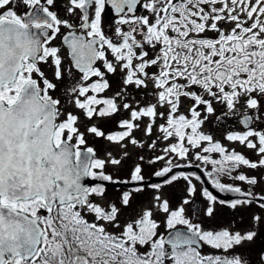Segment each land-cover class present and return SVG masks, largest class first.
Masks as SVG:
<instances>
[{"label":"snow or ice","instance_id":"1","mask_svg":"<svg viewBox=\"0 0 264 264\" xmlns=\"http://www.w3.org/2000/svg\"><path fill=\"white\" fill-rule=\"evenodd\" d=\"M68 4L72 19L53 10L56 0H0V264H248L235 249L253 241L256 231L205 227L188 215L190 198L172 207L154 195L151 207L135 217L123 209L145 186L160 193L182 180L194 197L193 181L203 185L201 175L174 169L202 165L211 166L203 171L214 189L239 197L218 200L202 187L207 217L217 203L264 209V194L235 183L264 182L240 171L264 170V127L257 124L264 121V0ZM107 7L116 17L115 39L104 29ZM58 36L60 46L53 44ZM65 46L68 69L63 67ZM42 63L54 68L55 80L73 68L80 74L71 94L75 108L91 121L83 131L80 116L51 94L57 84L41 70ZM118 71L123 87L104 96L110 88L106 77ZM133 92L151 99L141 106ZM241 108L252 112L240 121L244 130L224 139L253 150L258 160L229 150L203 131L209 115ZM117 113L128 116L118 122L122 131L106 133L95 122ZM145 119V136L159 133L149 149H156L158 141L163 145V154L149 161L165 162L153 173L162 183L146 184L139 163L126 179L114 178L107 169L121 166L122 159L111 152L100 158L88 137L143 148L133 132ZM105 183L135 187L122 193L118 207L99 202Z\"/></svg>","mask_w":264,"mask_h":264},{"label":"rangeland","instance_id":"2","mask_svg":"<svg viewBox=\"0 0 264 264\" xmlns=\"http://www.w3.org/2000/svg\"><path fill=\"white\" fill-rule=\"evenodd\" d=\"M113 82L111 90L109 88L107 94L104 96H112L115 94L117 89L123 87V85L113 77L110 78ZM57 80L54 81V83ZM59 82V81H57ZM78 82V77H68L65 75V78L60 79L58 83V89L55 91L54 96L61 99L62 103L65 106L66 111H72L74 114L80 116L81 119V128L85 123V118L83 113L77 110L72 103L74 96L71 94V89L76 85ZM151 91V86L148 90ZM132 95L141 100V106H144L145 103L148 102L150 97L146 94L141 96L136 92H133ZM154 102V101H153ZM224 111H227L226 109ZM247 113L248 115H252L250 110H246L241 108L239 112L224 115L223 112L218 111L215 115H209L207 121L203 126V131L207 134H212L214 139L219 140L222 144L227 147L229 150L235 149L236 151L243 153L246 157L252 160H258L259 157L253 150H248L238 143H232L224 139V136L229 132H236V131H243L244 128L240 125L239 120L243 117V115ZM128 118L127 113H117L116 115L107 118L105 120H98L96 123L97 125H104L103 129L111 127V130L114 132L122 131L118 127V122L122 119ZM102 121V122H101ZM91 123V121H88ZM162 121H157V123H161ZM88 123V124H89ZM141 124L139 130L133 132V136H135L138 140L144 143V147L140 148L135 145H131L127 141L124 143L128 144L127 148H121L119 145L110 143L106 140L96 139L91 136L88 137L89 144L93 146L100 158H106L107 153L111 152L112 155L116 158L122 159V165L119 167H108V171L114 174V178H127L131 169L134 165L140 164L144 169V173L146 176V180H149L154 176V172L159 170L161 167L165 165L164 161H159L156 163H149L150 160H153L155 156L162 155V143L160 141L157 142L156 149H149L148 144L151 142L152 139L155 138L156 135L159 133L155 132L153 137H147L144 134V128L147 124V120L145 119L143 122H138ZM257 124L261 127H264V121H257ZM108 126V127H106ZM82 131L84 128L81 129ZM124 153H127L125 156ZM143 157V160H140V157ZM214 158H219L218 154L215 155ZM179 163H184V161H178ZM199 162L193 161V164H198ZM205 167L210 171L211 166H201L200 168L203 170ZM241 172L247 175H255L258 179L264 178V170L257 169V170H250L247 168H241ZM235 175V173H234ZM222 182L232 183L229 177H222ZM210 182V181H209ZM197 185V193L194 197L188 196L187 191V184L185 181H177L172 185H166L162 188L160 193H156L153 189L145 187V190L141 193H133L132 200L130 202V206L124 208L123 211L126 215L135 217L137 213L142 211L146 207H151L152 198L154 195H161L162 199H166L169 201L172 207H176L182 203L185 198L192 199L193 203L200 197L203 196L200 194V189L203 187L198 181H193ZM211 183V182H210ZM238 186H241L244 189H249L253 192H257L260 188H264V182L259 183L256 186H248L243 184L242 182L235 181ZM129 191V189H111L105 192V196L102 200H99L102 204H109L115 203L118 207L121 206V195L123 192ZM96 199V198H94ZM192 203V204H193ZM188 215L196 222H202L205 227H211L213 230L219 231L227 229L230 232H241L246 233L247 231L253 230L256 231L257 236L251 242H244L242 246H239L235 249L237 254H243V259L248 262V264H264V211L260 209L258 206H238L237 208L233 209L229 205H223L221 203H217L215 205V211L212 217H207L205 215L206 208L208 207V201L204 199L203 207H202V215L198 216L197 213L192 211V205L185 206ZM260 216L261 221L255 222L253 217ZM163 230V229H161ZM205 251H210L209 249H205Z\"/></svg>","mask_w":264,"mask_h":264},{"label":"flooded vegetation","instance_id":"3","mask_svg":"<svg viewBox=\"0 0 264 264\" xmlns=\"http://www.w3.org/2000/svg\"><path fill=\"white\" fill-rule=\"evenodd\" d=\"M69 6V4H68V0H56V5H55V7H54V9L53 10H56V11H58V13H59V15L61 16V17H65V18H69V19H72L71 17H69L68 16V13H67V11H66V8ZM146 14V13H145ZM115 19H116V17H115V14H114V12L110 9V7H107L106 8V14H105V16H104V19H103V25H104V29H105V32H106V34L107 35H109L110 37H112V38H114L115 39V27H116V25H115ZM53 44L54 45H56V46H60V44H61V37H57V39L55 40V41H53ZM62 55L64 56V64H63V67L65 68V69H68V68H71V60H70V58L68 57V55H67V48H66V46L65 47H63L62 48ZM40 67H41V70L45 73V75L47 76V78L49 79V80H52L53 82L55 81V78H54V68L52 67V66H50V64H41L40 65ZM35 75V74H34ZM79 73L78 72H76V70L73 68L72 69V73L71 74H66V76H68V77H79ZM121 76H122V74L121 73H119V71L117 72V74H111V75H108L106 78L109 80V83H110V90H111V87H112V85H113V82L110 80V78L111 77H113L114 79H116V80H118L120 83H121ZM65 78V77H64ZM63 79V78H62ZM57 81H59L60 82V80H57ZM55 82L56 84H57V89H58V83L59 82ZM122 84V83H121ZM57 89H56V91H57ZM109 90V89H108ZM108 90L105 92V93H103V95H106V93L108 92ZM119 89H117V91H118ZM54 93L55 92H53V93H51L53 96H54ZM107 94H110V93H107ZM55 97V96H54ZM55 98H57V97H55ZM95 122H97V121H95ZM102 122V121H101ZM85 123L86 124H88L89 122L87 121V120H85ZM102 125V124H101ZM101 125H99V126H101ZM103 127H104V125H102ZM106 127H108V126H106ZM82 128H84V127H82ZM81 128V129H82ZM105 129V128H104ZM103 129V130H104ZM111 130V127L110 128H108V129H106V133H115L114 132V130H112V131H110ZM100 139H102V138H100ZM192 168H195V166L194 167H192ZM201 169V168H200ZM202 170V169H201ZM174 171H176V172H179V170L178 169H174ZM203 171V170H202ZM187 172V171H186ZM190 172H194V173H196V174H198V175H200L198 172H196V171H194V170H192V171H190ZM203 173H204V171H203ZM152 178H154V177H152ZM158 178V177H157ZM207 178V177H206ZM151 179V178H150ZM209 181V180H208ZM106 184V183H105ZM204 187V186H203ZM105 188H106V191L107 190H111L110 188H107L106 186H105ZM120 190V189H119ZM121 190H123V189H121ZM130 190V189H129ZM216 190V189H215ZM217 191V190H216ZM218 192V191H217ZM220 193V192H219ZM220 194H222V195H224V196H227V197H229V198H231V200H235V199H237V198H239V197H237L236 195H234V194H225V193H220ZM256 194H264V188H260L257 192H256ZM200 198H202V197H200ZM204 197L202 198V200H203V202H204ZM219 200V199H218ZM231 200H229V201H231ZM223 205H228L227 203H225V204H223ZM258 206L257 204H252L251 206ZM263 211H264V209H263Z\"/></svg>","mask_w":264,"mask_h":264},{"label":"water","instance_id":"4","mask_svg":"<svg viewBox=\"0 0 264 264\" xmlns=\"http://www.w3.org/2000/svg\"><path fill=\"white\" fill-rule=\"evenodd\" d=\"M243 119V117L239 120L240 121ZM240 125L244 128V125L242 123H240ZM179 171H196L201 175V178L204 180V187H207L210 191L213 192L214 195H216L218 197L219 200H225V201H229L231 200V198L224 196L222 194H220L219 192H217L211 185V183L207 180L206 176L204 175L203 171L200 168H191V169H178ZM151 183H162V178H151L149 180H146V184H151ZM105 186L107 188L110 189H131L133 187H135V185H121V184H117V185H110V184H105ZM146 187V186H145ZM202 207H203V200L202 198H198L193 204H192V211L197 213L198 216L202 215ZM195 209H198L199 211H194Z\"/></svg>","mask_w":264,"mask_h":264}]
</instances>
